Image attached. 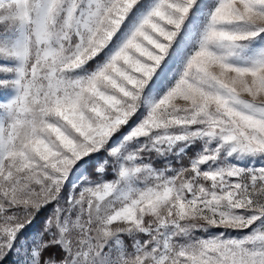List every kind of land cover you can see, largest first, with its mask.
<instances>
[{
    "label": "snow or ice",
    "instance_id": "6c2138e0",
    "mask_svg": "<svg viewBox=\"0 0 264 264\" xmlns=\"http://www.w3.org/2000/svg\"><path fill=\"white\" fill-rule=\"evenodd\" d=\"M0 264H264V0H0Z\"/></svg>",
    "mask_w": 264,
    "mask_h": 264
}]
</instances>
